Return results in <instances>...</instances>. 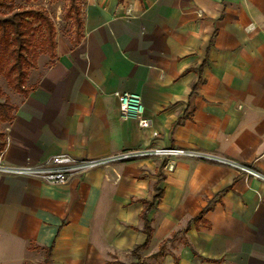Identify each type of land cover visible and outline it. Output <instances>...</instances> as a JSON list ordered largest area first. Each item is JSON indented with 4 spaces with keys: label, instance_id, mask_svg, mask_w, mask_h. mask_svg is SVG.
Masks as SVG:
<instances>
[{
    "label": "crops",
    "instance_id": "obj_1",
    "mask_svg": "<svg viewBox=\"0 0 264 264\" xmlns=\"http://www.w3.org/2000/svg\"><path fill=\"white\" fill-rule=\"evenodd\" d=\"M32 70L0 162L180 147L264 175V0H83L77 37ZM117 90L146 126L119 117ZM1 240L14 262L32 244L49 264H264V180L181 155L63 184L0 175Z\"/></svg>",
    "mask_w": 264,
    "mask_h": 264
},
{
    "label": "rangeland",
    "instance_id": "obj_2",
    "mask_svg": "<svg viewBox=\"0 0 264 264\" xmlns=\"http://www.w3.org/2000/svg\"><path fill=\"white\" fill-rule=\"evenodd\" d=\"M82 4L83 0H12L7 6L0 7L1 20L13 18L17 14V20L22 17L21 19L25 18L28 21L25 27L30 28V34H32V37L29 34L23 36L27 47L24 53L26 63L23 65L24 77L18 87L14 86L16 79L10 78L14 76V73L9 77L4 73L11 60L8 58V52H3L0 47V102L5 101L14 109L18 93L23 94L31 85L32 77H29V74L33 72L32 68L38 61L45 62L52 57L56 39L62 36L73 41V38L77 37L80 29L79 22L82 18ZM24 10H28L29 13L22 12ZM40 14L47 17V23L43 19L35 20V17ZM7 36L12 43V34ZM5 124L6 122H0V132ZM19 251L20 249H14L11 243L1 240L0 264H49V261L45 260L44 251L36 250L32 244L27 247L23 261L14 262Z\"/></svg>",
    "mask_w": 264,
    "mask_h": 264
},
{
    "label": "built area",
    "instance_id": "obj_3",
    "mask_svg": "<svg viewBox=\"0 0 264 264\" xmlns=\"http://www.w3.org/2000/svg\"><path fill=\"white\" fill-rule=\"evenodd\" d=\"M249 28L252 29L253 26ZM112 94L118 99V112L122 120L135 119L139 126L147 125V120L143 117V106L139 94L119 90ZM178 155L228 164L245 171L250 176L264 180V175L261 172L221 156L194 149L158 146L129 148L117 153L96 157H75L66 151H61L35 163L6 164L0 162V175H17L37 179L49 184H63L72 178L80 177L84 172L98 167H106L114 162L141 157ZM172 167L169 164L167 169L172 170Z\"/></svg>",
    "mask_w": 264,
    "mask_h": 264
},
{
    "label": "trees",
    "instance_id": "obj_4",
    "mask_svg": "<svg viewBox=\"0 0 264 264\" xmlns=\"http://www.w3.org/2000/svg\"><path fill=\"white\" fill-rule=\"evenodd\" d=\"M12 2V0H0V7H5L8 3ZM24 13H29L28 10L22 11ZM17 14L13 16V18H5L3 20L0 19V47L3 52H8V58L11 60L7 69L4 71L7 77L11 76L14 73V76L10 78H15L16 82L14 83L15 87H18L21 83L22 78L24 77V68L23 65L26 63L25 51H27V47L24 44V38L26 34H30V28H26L28 25V21L24 19L17 20ZM43 19L48 22V19L43 14H40L35 17V20ZM26 23V24H25ZM30 23V22H29ZM81 27V20L79 22ZM49 28V25H47ZM12 34L13 41L9 42L8 34ZM78 35V34H77ZM9 47L10 50H9ZM24 51V52H23ZM13 107L10 106L7 102H0V122L8 123L12 118ZM5 140L4 135L0 132V153L4 149ZM45 260L49 261V252L45 253Z\"/></svg>",
    "mask_w": 264,
    "mask_h": 264
}]
</instances>
